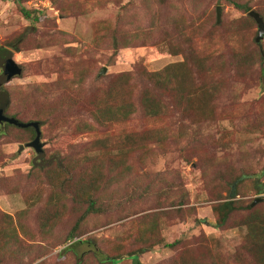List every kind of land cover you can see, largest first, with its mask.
<instances>
[{"label": "rangeland", "instance_id": "374dc122", "mask_svg": "<svg viewBox=\"0 0 264 264\" xmlns=\"http://www.w3.org/2000/svg\"><path fill=\"white\" fill-rule=\"evenodd\" d=\"M231 1L0 0V45L19 43L14 59L23 66L6 85L8 114L41 120L44 142L38 155L27 146L35 137L31 129L0 125V185H8L0 186V264H102L106 255H124L117 264H136L125 255L144 245L149 223L162 242L139 255L142 264H264L244 224L254 209L264 214V200L252 206L264 199L258 192L264 183V63L239 72L234 60L247 48L264 50V38L254 45L258 26L243 23L248 12ZM236 1L264 8V0ZM230 31L238 33L236 40ZM191 51L212 56L205 71L189 68L195 85L219 86L213 102L191 109L165 97L168 115H146L141 69L189 60ZM110 90L118 98L132 93L138 110L102 125L95 118L98 105L106 100L117 107ZM150 130L169 138L144 150L117 147L119 140ZM58 155L70 166L93 162L98 169L99 189L92 191L98 211L80 221L79 242L66 251L90 189L85 186L76 199L68 176L54 185L48 173L34 170V162ZM120 156L132 165L126 175L104 165L109 157L118 164ZM229 198L237 209L219 227L213 206ZM42 220H50L46 230ZM18 234L26 236L25 247L8 244Z\"/></svg>", "mask_w": 264, "mask_h": 264}, {"label": "trees", "instance_id": "16d2710c", "mask_svg": "<svg viewBox=\"0 0 264 264\" xmlns=\"http://www.w3.org/2000/svg\"><path fill=\"white\" fill-rule=\"evenodd\" d=\"M236 7L244 9L246 12L252 10L250 5L245 2L231 1ZM260 13V15L264 19V8L260 7L255 10ZM24 14L28 17L30 16V12L23 8ZM243 23L251 22L255 27L258 26L256 20L250 15L246 16L245 20H242ZM235 32V31H230ZM256 34V32H255ZM238 38V33H232V39L236 40ZM237 42V41H236ZM253 43L256 47L259 45L256 42V38L253 40ZM246 52H237L234 53V60L236 62L237 68L240 70L243 67H249L255 65L257 63H264V50L261 49H249ZM19 43H10L9 45H0V92L7 91L9 93L10 102L8 106L5 108L4 114L9 117H15L20 121V118L15 115H9L8 111L12 106V97L6 85L15 77H19L23 73V66L20 63H17L14 59L15 51H19ZM175 54L179 53V50L173 49ZM191 56L189 60H184L181 62L174 63L169 65L158 71H147L146 69H141L140 73L142 79L147 83L146 86L143 87L140 95V106L143 112L155 119H160L161 117L168 115L169 106L166 104L165 97L171 99L174 104H180L181 102H187L191 109H196L199 105V109L201 106L203 108L207 105L208 101L210 103L213 102L214 97L217 95L219 86L214 83H199L195 85L194 78L191 73V69L189 65L192 64L200 69L201 72L205 71L207 67H211L209 63V58L212 60V56H200L191 51ZM209 57V58H208ZM125 77H135L131 73L124 74ZM129 80V79H128ZM110 92L116 97L113 98L111 93L109 94L110 100L117 103V107L110 105L106 100L104 102V106L98 105L96 110L95 118L102 125H106L109 122H115L116 118L119 116L125 118L132 116L138 110L136 103L133 100V94H127L130 98H118L115 95L114 90H110ZM139 106V105H138ZM42 122L41 120H31ZM29 122V121H23ZM7 125H13L10 123L4 122ZM3 124V125H4ZM2 125V123H0ZM17 126V125H14ZM33 131V135L36 136V131L33 127H27ZM26 129V128H25ZM173 136H176L173 134ZM166 137H168L163 131L160 130H150L144 134H132V137L127 136L117 142V147L120 150H124L127 145H132L133 151L146 149L149 143L154 142L155 140L165 142ZM35 138V137H34ZM169 138V137H168ZM132 139V142L131 140ZM131 142V143H130ZM110 150V149H108ZM114 157H109L107 159V169L110 171H115L119 168H122L121 172L126 175V173H130L132 171V165L129 163V158L120 156L119 163H115ZM33 168L36 172L43 171L48 173L50 177V183H55L56 185L59 180L63 177V175L68 176L69 186L74 187V195L76 199H78L79 191L83 188L88 187L90 189L89 196H87L88 207L84 214L76 221L73 231H71L67 237L63 250H70L73 248L74 244L77 241V235L75 230L78 229L79 223L86 217V214L89 212L98 211L96 208V200L93 198L92 191L96 192L99 189V183L95 178L96 165L95 163L86 164L83 162L77 163L76 165H68L67 160L63 159L60 155L57 157H53L52 160H49L45 163L34 162ZM59 175V176H57ZM78 175V177H77ZM60 177L57 181L56 178ZM62 184V183H61ZM2 187H7L8 185H0ZM64 186V184H63ZM86 186V187H85ZM264 183L261 186H258V192L263 193ZM262 202V201H260ZM256 205V204H255ZM254 205V206H255ZM248 208H251L249 205ZM237 209L235 205L234 199H227L224 201H220L216 205L213 206V211L215 212L216 224L217 226H224L231 214ZM24 212L26 210H23ZM23 212V213H24ZM22 213V212H21ZM50 224V220H42L43 230H46ZM248 228V238L250 244H255L254 249H257V260L259 263H264V214L262 211L258 209H254L251 211L250 215L247 217L245 223ZM22 226V222L20 224ZM0 234H4L2 230H0ZM42 236H47V234L41 232ZM26 236L21 237L20 234L16 235L15 241H11L8 244H18L20 247H25ZM142 239L144 245L125 256L132 258L136 264H142L139 260V255L149 251L154 245L161 243L160 237H158V230L155 228L153 223H149L144 229L142 233ZM6 240V237H5ZM90 242V241H89ZM147 245H146V244ZM178 241H174L173 243H167L166 246H175ZM11 246V245H8ZM97 256H100L103 252L96 251ZM124 255L119 256H109L106 255V258H100V260L104 263L110 262L112 264H117Z\"/></svg>", "mask_w": 264, "mask_h": 264}, {"label": "water", "instance_id": "95a60500", "mask_svg": "<svg viewBox=\"0 0 264 264\" xmlns=\"http://www.w3.org/2000/svg\"><path fill=\"white\" fill-rule=\"evenodd\" d=\"M248 14L251 17H253L258 24V35L256 37V41L261 42L262 39L264 38V19L260 15V13L255 10L249 11ZM217 22L218 23L221 22V6L217 7ZM9 102H10L9 93L7 91L0 92V123L7 122V123L14 124L22 128L33 127L36 131V136L32 141L27 143V146L33 148L38 155L42 154L44 142L42 141V131H41L40 122L38 121L23 122V121L18 120L15 117L6 116L4 114V111H5V108L8 106ZM20 148L23 149L25 148V146L21 145ZM236 185L237 183L235 182L231 190V197H235L236 195ZM263 200H264L263 197H259L255 199L252 202V206H254L256 203L263 201Z\"/></svg>", "mask_w": 264, "mask_h": 264}]
</instances>
